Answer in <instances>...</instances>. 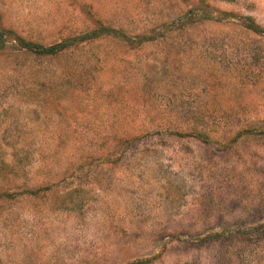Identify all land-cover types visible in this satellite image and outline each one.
<instances>
[{
  "label": "rangeland",
  "instance_id": "rangeland-1",
  "mask_svg": "<svg viewBox=\"0 0 264 264\" xmlns=\"http://www.w3.org/2000/svg\"><path fill=\"white\" fill-rule=\"evenodd\" d=\"M261 31L264 0H0V264H264Z\"/></svg>",
  "mask_w": 264,
  "mask_h": 264
},
{
  "label": "trees",
  "instance_id": "trees-1",
  "mask_svg": "<svg viewBox=\"0 0 264 264\" xmlns=\"http://www.w3.org/2000/svg\"><path fill=\"white\" fill-rule=\"evenodd\" d=\"M193 13L189 14L188 16H185V17H179L177 20H175L174 22H171V25L170 26H173V25H176V24H180L181 27L183 25H185L187 22V20L190 19V17H192ZM190 22V21H189ZM184 23V24H183ZM249 29L250 30H253V31H256V29H258L254 24H253V27H250L249 26ZM261 33L264 34V32L261 31ZM17 41L23 48H29L31 47L32 45L29 43V42H25L23 39L19 38V37H16L14 38V41ZM73 44L72 40H65L64 42L62 43H59V44H56V45H53V46H49V47H44V48H40V47H37L38 49H41L40 50V54L42 55H49V56H52V55H57L59 53H61L64 49H66L67 47L71 46ZM4 48V41H2V38L0 39V51ZM32 48V47H31ZM197 137H199L200 139H205V141L208 139V138H205L204 136L200 135V134H196Z\"/></svg>",
  "mask_w": 264,
  "mask_h": 264
}]
</instances>
